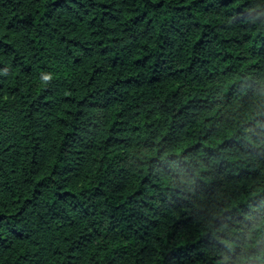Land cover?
Here are the masks:
<instances>
[{"label": "trees", "instance_id": "trees-1", "mask_svg": "<svg viewBox=\"0 0 264 264\" xmlns=\"http://www.w3.org/2000/svg\"><path fill=\"white\" fill-rule=\"evenodd\" d=\"M0 264H264V0H0Z\"/></svg>", "mask_w": 264, "mask_h": 264}]
</instances>
